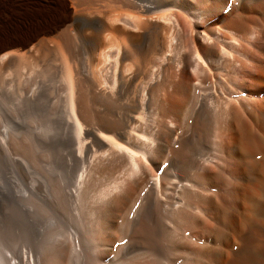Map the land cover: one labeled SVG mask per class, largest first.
Returning <instances> with one entry per match:
<instances>
[{
    "label": "bare ground",
    "instance_id": "bare-ground-1",
    "mask_svg": "<svg viewBox=\"0 0 264 264\" xmlns=\"http://www.w3.org/2000/svg\"><path fill=\"white\" fill-rule=\"evenodd\" d=\"M3 75L62 169L0 264H264V0H0Z\"/></svg>",
    "mask_w": 264,
    "mask_h": 264
},
{
    "label": "rangeland",
    "instance_id": "rangeland-1",
    "mask_svg": "<svg viewBox=\"0 0 264 264\" xmlns=\"http://www.w3.org/2000/svg\"><path fill=\"white\" fill-rule=\"evenodd\" d=\"M59 67L61 68V66L58 64V68ZM3 77L7 78L6 75L0 76V81ZM5 78H3L2 82H0V226L2 225L0 228L3 230L5 237L7 236L9 240H7V237L5 238V245H9V247H12V245L15 244L14 246L18 248L16 252L13 247L10 248L12 250L9 249L8 251L7 249L9 247H6L5 252H12V256L11 254L10 256H8L10 258H14H11L12 260L18 261L19 258L21 259L23 252H25L24 245L26 236H29L36 242H38L39 240L45 239V237L51 234V232L53 231V227L56 225V223L59 222L58 219L60 218L61 212L51 203V201H49L51 200L50 180L54 174H58L61 172L62 167L59 166L61 165L59 162H56V160L50 157L47 153H37L34 150L31 152L32 157L27 163V159H25L22 150L24 148V130L27 127L34 130L36 129L37 121L35 118L38 112V105L33 104L26 107L24 109L25 112L23 110V115L26 116V118L23 116L21 121V118L16 116L17 113L13 112L10 106V98L7 89L8 86H6L7 80ZM15 132L17 134H19L20 132V135L15 136ZM10 134H13L14 137L18 138V141L12 135L10 136ZM8 139L9 141H11L10 139H13V142H4V140L8 141ZM15 144H20V146H16ZM11 146L16 147L17 149ZM7 147H11L9 148L11 150L12 148L14 150L16 149V151L12 150L11 154L10 150L6 149ZM15 152H17V154H15ZM56 152L62 153V148L58 147ZM56 163L57 165H55ZM33 190L36 194L39 193L42 195V200L38 199L37 197L35 198L34 196L32 197V193H34ZM23 194L25 198L27 197L29 198V200H31L29 202L23 201ZM46 195H48V197L44 198L43 196ZM48 198L49 200H47ZM8 242H13V244H7ZM13 249L15 250L14 254L17 253L15 256L13 254ZM19 255L21 257H19Z\"/></svg>",
    "mask_w": 264,
    "mask_h": 264
}]
</instances>
